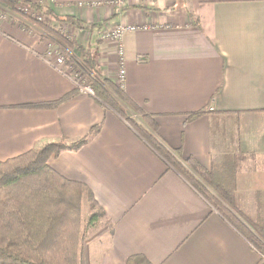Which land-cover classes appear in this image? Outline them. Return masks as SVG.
<instances>
[{"label": "crops", "instance_id": "obj_1", "mask_svg": "<svg viewBox=\"0 0 264 264\" xmlns=\"http://www.w3.org/2000/svg\"><path fill=\"white\" fill-rule=\"evenodd\" d=\"M44 1L58 17L103 24L99 33L64 30L97 55L98 72L113 83L116 46L101 33L134 28L121 38L125 95L152 117L166 149L211 173L232 192L236 211L254 221L255 196L264 192V0ZM37 34L0 22V162L100 127L80 149L47 162L88 188L108 224L83 245L81 263L140 256L150 264H261L253 246L124 120L76 86L47 51L62 47ZM70 94L54 108H30Z\"/></svg>", "mask_w": 264, "mask_h": 264}, {"label": "trees", "instance_id": "obj_2", "mask_svg": "<svg viewBox=\"0 0 264 264\" xmlns=\"http://www.w3.org/2000/svg\"><path fill=\"white\" fill-rule=\"evenodd\" d=\"M36 1L0 0V4L20 18V29L25 32L35 29L59 44L66 55L63 59L64 67L77 72L79 81L84 79L93 94L124 120L247 243L263 250L264 192L255 196V220L242 217L236 211L232 192L216 185L212 174L194 160L181 162L166 149L156 136V124L152 117L98 72L96 54H92L89 47L84 49L78 46L73 38L57 28V24H61L77 31L99 33L103 24L86 25L74 17H58L46 1ZM18 5H26L30 11L43 14L51 21L41 22L25 17L17 11ZM100 42L97 41V44ZM80 84L82 85L81 82ZM72 96L70 94L59 102L30 108H54ZM126 109L138 115L142 124L129 118ZM201 115L203 112L189 114L187 120L192 121ZM99 129V126L94 127L86 137L73 143H49L39 150H31L0 162V264H82L80 228L83 202L87 201L91 209L96 208L101 216L104 215L86 186L61 177L47 162L62 152L80 149ZM95 220L94 214L89 217L88 222L93 223ZM126 264L150 263L143 257L132 256L127 259Z\"/></svg>", "mask_w": 264, "mask_h": 264}, {"label": "rangeland", "instance_id": "obj_3", "mask_svg": "<svg viewBox=\"0 0 264 264\" xmlns=\"http://www.w3.org/2000/svg\"><path fill=\"white\" fill-rule=\"evenodd\" d=\"M38 3H39V1H38ZM17 11H19L20 13H23L25 15V17H29V18H32V19H37V20H39L41 22H44L46 20L51 21L48 18H46L43 14H38V13H34V12L30 11L28 9V6H26V5H23V6L22 5H18L17 6ZM14 14L10 11V9H8V8H6V7H4L3 5L0 4V22H5L7 24H12V25H19L20 24V21H19L20 18H18ZM17 15H19V14L17 13ZM57 28L63 30L65 35H68L65 32L66 30H64V29H69V26H63L61 24H57ZM33 31H35L36 33H39V31H37L35 29H33ZM26 33H31V31H27ZM37 36L39 37L40 40H42V38L45 37V39H43V40L47 41V37L45 35L39 33V35L37 34ZM107 41H109V40H107ZM47 51H50L48 53L51 56H54L57 59L59 58L58 55H61L63 57V59L66 58V55L64 54V52L62 51V49L60 47L59 48L55 47L54 49L53 48L51 49V48L47 47ZM92 54L95 55V53L93 51H92ZM63 62L64 61H62L61 63L63 64ZM118 70H119V64H116V73H115V75L117 74ZM69 71L71 72L70 69H69ZM73 72H75V71H73ZM78 78H79V75H78ZM79 82L82 83V87H87L86 84H85V80L84 79L79 81ZM118 89H120V88H118ZM120 90L122 91V89H120ZM82 206H83V208H82V223H81V228H80V234H81V243H80L81 257H82L83 245L86 242H88V241H90V240H92L94 238L96 239V237L99 236L102 231H104L105 229H108V224L106 222V219L104 218V216H101L99 214V211L96 208H92L91 209L90 204L87 201H84ZM94 214L96 215V220L93 223H89L88 222L89 217L91 215H94ZM103 239H104L103 242L107 241L108 240V235L105 234V237ZM95 241H97V240H95ZM253 248H254L255 251L256 250H260V249L254 247V246H253ZM263 250H264V248H263ZM261 264H263V263H261Z\"/></svg>", "mask_w": 264, "mask_h": 264}, {"label": "built area", "instance_id": "obj_4", "mask_svg": "<svg viewBox=\"0 0 264 264\" xmlns=\"http://www.w3.org/2000/svg\"><path fill=\"white\" fill-rule=\"evenodd\" d=\"M133 27H122L117 26L114 28H105L104 31L101 33L100 39L101 40H109L111 42L115 43L116 46V55H117V64H119V70L117 74L115 75V82L114 84L123 90L124 83H125V71L123 66V48L121 45V38L125 32L133 31ZM49 55V54H48ZM51 56V55H49ZM57 62L61 64L63 61V57L61 55H58ZM119 62V63H118ZM70 78L74 80V83L76 86L86 95L93 96V92L89 87H82V85L79 82L78 73L71 71ZM259 258L260 263H264V250H256Z\"/></svg>", "mask_w": 264, "mask_h": 264}]
</instances>
